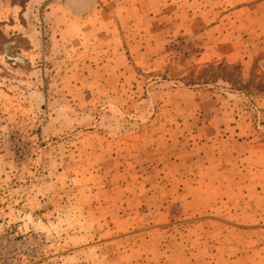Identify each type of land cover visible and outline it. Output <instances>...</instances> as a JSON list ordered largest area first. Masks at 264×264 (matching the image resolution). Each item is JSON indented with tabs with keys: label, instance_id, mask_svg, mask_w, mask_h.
Returning <instances> with one entry per match:
<instances>
[{
	"label": "rangeland",
	"instance_id": "rangeland-1",
	"mask_svg": "<svg viewBox=\"0 0 264 264\" xmlns=\"http://www.w3.org/2000/svg\"><path fill=\"white\" fill-rule=\"evenodd\" d=\"M0 264H264V0H0Z\"/></svg>",
	"mask_w": 264,
	"mask_h": 264
}]
</instances>
